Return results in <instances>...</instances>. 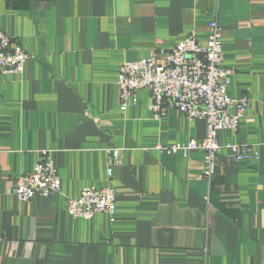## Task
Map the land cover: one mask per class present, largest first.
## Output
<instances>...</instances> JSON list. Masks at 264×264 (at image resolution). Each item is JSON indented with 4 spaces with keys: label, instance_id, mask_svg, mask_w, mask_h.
<instances>
[{
    "label": "crops",
    "instance_id": "obj_1",
    "mask_svg": "<svg viewBox=\"0 0 264 264\" xmlns=\"http://www.w3.org/2000/svg\"><path fill=\"white\" fill-rule=\"evenodd\" d=\"M221 31L227 89L248 106L219 144L211 182L205 121L175 109L154 120L147 90L119 109L118 68L190 35ZM0 29L29 56L0 73V264H264V0H0ZM121 151L111 184L108 156ZM160 148V150H159ZM50 157L60 193L16 199L14 179ZM115 189L113 218L68 215L84 188Z\"/></svg>",
    "mask_w": 264,
    "mask_h": 264
},
{
    "label": "built area",
    "instance_id": "obj_2",
    "mask_svg": "<svg viewBox=\"0 0 264 264\" xmlns=\"http://www.w3.org/2000/svg\"><path fill=\"white\" fill-rule=\"evenodd\" d=\"M208 30L205 46L190 35L170 51L160 50L140 61L123 63L117 71V85L121 112L126 111L129 103L136 102L139 91L147 90L151 95L148 109L154 120H159L165 110L175 109L190 121H205L206 135L202 142L190 141L165 150L183 155L201 151L203 176L211 182L216 156L222 149L228 150L229 159L235 162L248 160L254 152L250 145L219 144V131H236L239 128L248 99H232L228 94L231 71L223 66L221 31L215 21H211ZM28 58V54L0 29V73L21 74ZM107 156V181L111 184L115 169L121 163V151L112 148L107 151ZM34 166L32 171L14 179L15 196L20 202L60 193L61 182L52 159L46 157ZM115 200L112 185L101 189L84 188L75 198H69L67 212L73 218L91 219L95 214H103L112 219Z\"/></svg>",
    "mask_w": 264,
    "mask_h": 264
}]
</instances>
